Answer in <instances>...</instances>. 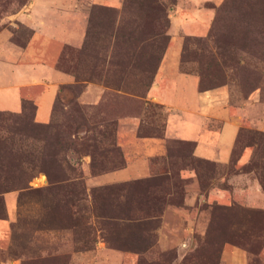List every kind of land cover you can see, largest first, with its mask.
Returning a JSON list of instances; mask_svg holds the SVG:
<instances>
[{"label": "rangeland", "instance_id": "1", "mask_svg": "<svg viewBox=\"0 0 264 264\" xmlns=\"http://www.w3.org/2000/svg\"><path fill=\"white\" fill-rule=\"evenodd\" d=\"M26 2L0 0V31L19 45L29 30L13 12ZM173 4L122 0L109 8L74 0L87 23L81 45L62 46L53 63L73 82L57 83L49 120L33 124L28 115L0 110L7 112L0 115V174L20 175L16 164L24 157L35 164L25 188L0 193V264H235L223 255L226 247L242 250L246 264H264V207L233 196L228 181L245 174L264 193V136L256 134L264 133V0L204 3L213 10L207 26L181 34L176 59L163 63L164 84L179 82L175 73L185 74L205 93L199 111L206 114L205 132H218L225 122L236 126L227 161L202 158L213 165L191 156L194 141L164 137L169 114L178 110L146 94L168 42ZM88 82L101 92L80 103L69 87L83 90ZM180 83L173 102L190 109L195 99ZM151 128L153 136L144 137L154 138L162 153L145 160L154 184L87 189V174L111 171L124 153L136 160L149 152L146 140L133 150L132 135ZM239 131L242 141L232 155ZM122 212L129 219H109Z\"/></svg>", "mask_w": 264, "mask_h": 264}, {"label": "crops", "instance_id": "2", "mask_svg": "<svg viewBox=\"0 0 264 264\" xmlns=\"http://www.w3.org/2000/svg\"><path fill=\"white\" fill-rule=\"evenodd\" d=\"M217 0H174L168 14L167 34L168 42L161 55V62L154 70L152 81L146 90L147 97L169 105L178 110L175 114H169L164 126V137L176 138L184 141H194L192 155L198 158L212 161L225 162L229 158L231 143L236 126L225 122L223 129L218 132H205L203 125L205 116L202 112L204 103L200 99L204 92H198L195 80L187 75H180V84H185L195 101L190 109H183L173 102V93L179 82L164 84L162 80L163 63L173 56L177 57L179 36L189 33L191 29L206 27L207 21L213 14L212 8L204 5L206 2ZM92 4L117 8L122 0H91ZM74 0H27L23 7L13 12L16 20L23 24L29 34L22 44L13 43L10 34L0 31V110L19 112L21 101L26 99L35 106L33 120L37 123H45L50 118L51 107L57 91V83H69L62 72L53 66L57 54L62 46L79 47L83 41L87 13L76 10L73 7ZM170 48L172 51L169 52ZM99 87L92 83H86L84 89L78 94L80 103L93 96L95 92H101ZM183 92L179 89L178 93ZM83 100V101H82ZM202 110H201V109ZM225 124L229 129L224 130ZM120 138L123 139L121 135ZM133 150H139L141 142L147 144V152L142 158L131 159L124 153L123 165L111 171L98 175L87 174L85 185L89 190L94 186L118 184L147 177L149 166L146 165L147 157L160 155V146L154 142V138L137 137L132 135ZM148 141L151 142L148 144ZM186 172V170H185ZM181 174V172H180ZM191 177L192 173H188ZM232 195L244 200L247 204L264 207V193L259 184L251 180L245 174H235L229 179ZM218 196H223L222 190H216ZM11 205V196L7 197ZM161 218L165 221V217ZM223 255L231 256L235 264H246L245 253L236 247H226Z\"/></svg>", "mask_w": 264, "mask_h": 264}, {"label": "trees", "instance_id": "3", "mask_svg": "<svg viewBox=\"0 0 264 264\" xmlns=\"http://www.w3.org/2000/svg\"><path fill=\"white\" fill-rule=\"evenodd\" d=\"M166 22L168 24V21L167 20H166ZM158 35H160V33L157 31L153 36H158ZM164 37H166V39H167V35H164ZM156 67H157V65L155 66V69H156ZM182 71H184V69ZM184 72H186V71H184ZM153 74H154V72L150 75V78H149L148 83L146 85L147 88H148V86L150 85V83L152 81ZM74 78H75V80H78V76L74 75ZM75 87L76 86L73 85V86H70L69 88L73 89L74 91H72V92L73 93L75 92V94L78 96L79 92L81 91V87L78 86L77 89ZM55 96L57 98V95H55ZM54 100H55V98H54ZM34 108H35V106H34V104L32 102H30V101H28L26 99H23L21 101V109H20V111L19 112H16L15 114H17L19 116H21V115H28L30 122L33 123V124H40V125L41 124H46V123H37V122H35L33 120V117L32 116H33V113H34ZM4 113H7V112L0 111V115H2ZM150 131H152V132H150ZM149 132L147 130L145 132H140L137 135L139 137L153 136L151 134L154 133V129L151 128L149 130ZM148 133H149V135H146ZM257 133H258V135L264 136V133H262V132H256V134ZM245 135H248V134H245ZM161 136L162 135H160L159 132H157L155 134V137H161ZM245 139H248V136H245V137L243 136V140H245ZM241 141H242V134L239 131L237 133V135L235 136V139H234V142H233V145H232V149H231V154L232 155L234 153L235 147L238 146ZM109 142H110V144L112 146L114 145V142L113 141H109V139L107 141V145H109ZM193 146H194V144H192L191 152H192ZM74 150H76V149H74ZM190 155H191V153H190ZM232 155H231V161H233V156ZM238 155H239V153H238ZM90 156H92V155H90ZM191 156L194 157V159H196V160H198L200 162L206 163V165H213L212 162H209L208 160H204L202 158H198V157H195L193 155H191ZM120 158H121V155H120ZM235 161H236V159H235ZM232 163H234V162H232ZM59 164H61V158H59L57 160V162H56V165L57 166H59ZM90 164H91V167L93 168L94 167V161L92 162V160H91V163ZM96 164L99 165V163H96ZM16 165L19 167L20 175L13 176L12 174L7 173V172H3L2 174H0V193L1 192H4V191H7L9 189H15L16 190V189H20V188L21 189L22 188H25L26 187V182L28 181V179L30 177H32L33 172H34L33 170H35V164H34L32 158L24 157V158L20 159V161ZM122 165H123V160L121 159V161L119 163V166L113 168L112 170H114L116 168H119ZM23 166H25V168ZM100 170H105V166L101 164L100 165ZM36 171H42V172H44L46 174L47 178H48V173L42 167H39ZM151 177L152 176H150V177H144V178L137 179V180H132V181H129V182H126V183H132V184H147V183L149 184V183H151V184H154V182L152 181L153 179H150ZM153 177H155V176H153ZM144 182H146V183H144ZM261 187L264 189V184L261 183ZM104 188H106V186H104L103 189ZM120 188L122 189V186H120ZM141 201H139V202H141ZM145 201H147V200H145ZM0 203H1V198H0ZM160 209L161 208L158 207L157 210L160 211ZM147 214L148 213H145V215H147ZM128 215H129L128 212L127 213L126 212H122L121 214H115V213H113V214H109V219H117V220L129 219V217H127ZM249 253L256 254L255 251H249Z\"/></svg>", "mask_w": 264, "mask_h": 264}]
</instances>
